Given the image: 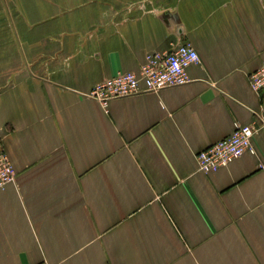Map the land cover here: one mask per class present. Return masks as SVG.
I'll return each mask as SVG.
<instances>
[{"label": "crops", "instance_id": "0c3cea01", "mask_svg": "<svg viewBox=\"0 0 264 264\" xmlns=\"http://www.w3.org/2000/svg\"><path fill=\"white\" fill-rule=\"evenodd\" d=\"M191 43L190 82L87 97ZM264 0H0V264H264V127L209 173L197 154L259 124Z\"/></svg>", "mask_w": 264, "mask_h": 264}, {"label": "built area", "instance_id": "2783aa9c", "mask_svg": "<svg viewBox=\"0 0 264 264\" xmlns=\"http://www.w3.org/2000/svg\"><path fill=\"white\" fill-rule=\"evenodd\" d=\"M200 62V56L191 43H180L169 51H153L146 55V62L139 72L120 71L115 76L97 83L87 97L107 104L110 99L143 92H158L167 87L184 85L191 78L188 69ZM250 86L264 99V63L250 74ZM259 124L235 123L233 132L224 139L208 145L197 154L199 169L211 172L229 165L246 151L256 153L253 142L255 132L264 127V100L261 103ZM15 166L7 153L0 150V190L14 182Z\"/></svg>", "mask_w": 264, "mask_h": 264}]
</instances>
